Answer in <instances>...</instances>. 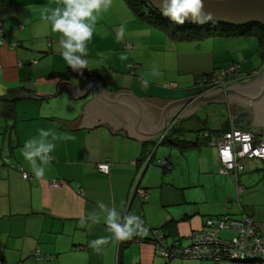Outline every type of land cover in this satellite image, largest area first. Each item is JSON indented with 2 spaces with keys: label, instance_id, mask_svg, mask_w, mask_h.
<instances>
[{
  "label": "crops",
  "instance_id": "crops-1",
  "mask_svg": "<svg viewBox=\"0 0 264 264\" xmlns=\"http://www.w3.org/2000/svg\"><path fill=\"white\" fill-rule=\"evenodd\" d=\"M63 2L0 0L3 31L0 158L7 157L14 165L0 161V261L2 264H221L194 258L166 260L156 253L148 239L150 229L163 227L169 244L186 246L191 233L201 229L207 217L223 212L239 216L243 209L238 197L234 200L230 195L229 182L213 177L214 187L210 190L201 183L165 184L143 176L159 152L158 147L164 143L181 154L199 152L203 169L208 171L212 167L219 173V156L215 155L218 150L208 144L210 138L231 128L251 129L253 106L249 110L245 104L224 98L223 102L197 106L192 114L181 117L192 103L185 104L171 118H178L172 137L195 141L199 146L181 151L168 141L161 142L162 134L149 144L126 137L124 129L112 133L106 126L78 128L83 118L82 106L93 98V93L91 88L85 96L76 98L71 84L82 89L85 79L92 76L107 91L128 89L143 98L196 96L199 91L194 83L198 77L231 63H238L240 71L251 76L237 83L254 79L264 68V49L257 37L238 35L237 31L211 30L215 32L213 35L201 38L210 41V48L198 44L187 50L182 49V41L162 35L144 41L140 39L143 29L137 28V24L144 27L146 22L138 20L123 0H111L108 10L98 15L94 35L88 43L87 69L74 71L61 55L60 34L46 19V9L60 7ZM121 27L125 30L122 39L117 36ZM148 32L151 37L155 34L151 27ZM127 43L133 48L126 49ZM12 44L18 46L12 48ZM173 52L181 56L189 52L198 59L196 63L206 64L208 60L213 66L186 72L179 66L175 68L176 75H172L176 71L170 70L168 63ZM122 56L126 59H121ZM186 74L193 75V81L188 84L183 82ZM8 109L11 115L5 114ZM258 126L253 129L264 131L263 126ZM40 129L50 130L52 135L48 140L55 144L49 161L43 165L47 169L43 178L34 174L33 165L23 156L25 143L39 138ZM209 155V159L214 156L212 165L205 159ZM256 161L249 163V169L259 168L258 162L264 168V159ZM101 162H109L108 174L98 171L96 164ZM143 168L138 186L148 193V198L144 200L135 194L130 201L132 188ZM20 169L33 178L24 179ZM51 180L61 183L53 188ZM218 189L225 195L218 194ZM241 190L238 184L236 193L240 194ZM101 203L115 206L122 216L143 218L145 227L137 231V236L144 240L126 238L119 242L105 222ZM93 213L99 222H91L89 217ZM233 235L231 231L221 232L224 238ZM36 252L40 258L34 256Z\"/></svg>",
  "mask_w": 264,
  "mask_h": 264
},
{
  "label": "water",
  "instance_id": "water-1",
  "mask_svg": "<svg viewBox=\"0 0 264 264\" xmlns=\"http://www.w3.org/2000/svg\"><path fill=\"white\" fill-rule=\"evenodd\" d=\"M145 1L163 19L176 24L162 15L160 0ZM204 9L206 12L212 13L213 16L211 21L204 24H222L234 28L259 24L264 27V0H204ZM184 24L203 25L187 20ZM62 81L65 80L60 82ZM60 82L57 86V93ZM71 87L76 98L85 96L91 88L93 93V98L82 106L83 118L78 128L82 126L93 128L95 125L106 126L112 133H118L119 129H124L126 137L149 144L156 141L160 134H167L172 128L169 126L178 120V118L172 120L171 118L185 104L192 103L181 117L192 114L197 106L199 108V106H204L212 101L223 102L224 98L228 101L234 99L245 104L247 107L249 106V110L252 109L250 106H253L255 114L253 127L257 128L258 125H261L264 128V68L249 82L234 83L225 89L220 87L205 94L177 99L143 98L136 96L128 89L107 91L103 88L100 80L92 76L85 79L82 89H75L72 84ZM169 122L170 124L167 126ZM253 127L247 130H252ZM144 168L138 177L137 184ZM133 196L130 197V201Z\"/></svg>",
  "mask_w": 264,
  "mask_h": 264
},
{
  "label": "built area",
  "instance_id": "built-area-1",
  "mask_svg": "<svg viewBox=\"0 0 264 264\" xmlns=\"http://www.w3.org/2000/svg\"><path fill=\"white\" fill-rule=\"evenodd\" d=\"M1 35H3V31L0 28ZM2 42L0 39V43ZM16 46L18 44L11 45L12 48ZM125 48L132 49L133 46L127 43ZM250 77L249 74L240 71L238 63H233L227 68L216 71L211 78L199 80L196 88L201 95L220 87L225 89L231 83L241 82ZM172 125L173 123L169 128ZM165 135L166 133L160 136V141ZM204 136L209 137V133L204 132ZM208 144L217 147L220 161L219 173L231 176L237 185L239 184L238 176L245 170L246 161L264 159V132L261 130L231 128L211 137ZM158 162L162 167H170L166 160H159ZM3 163L11 167L14 166L7 157L3 158ZM96 167L98 171L104 174H108L110 171L109 162L98 163ZM20 171L24 179L33 178L32 175L22 171V169ZM60 183V180H51L50 186L57 188ZM135 194L144 200L148 198V193L138 186L137 181L131 196ZM141 222L142 227L140 229L145 227L143 218H141ZM222 231H231L234 235L231 238H224L221 236ZM151 237V243L155 246L156 253L166 260L194 258L213 260L214 262L228 261L230 264H264V233L256 225L254 218L244 211H241L239 216L223 212L216 216L207 217L203 227L191 233L190 243L186 246L169 244L164 232L159 228L151 229ZM129 240L142 241L137 238L136 232ZM34 256L41 257L39 252L34 253ZM0 264H2L1 261Z\"/></svg>",
  "mask_w": 264,
  "mask_h": 264
},
{
  "label": "clouds",
  "instance_id": "clouds-1",
  "mask_svg": "<svg viewBox=\"0 0 264 264\" xmlns=\"http://www.w3.org/2000/svg\"><path fill=\"white\" fill-rule=\"evenodd\" d=\"M160 5L162 15L179 25L186 20L204 24L213 19L212 13L204 9V0H160ZM110 6L111 0H64L62 6L46 9V19L53 30L60 34L61 55L72 70L87 69L88 43L94 35L98 15ZM124 35L125 30L121 27L117 36L122 39ZM121 59L126 57L122 56ZM51 135L50 130L40 129L39 138L30 139L24 145L23 156L33 165L37 177L45 176L47 169L43 165L47 164L55 149V144L48 140ZM99 207L117 239L130 238L142 227L141 218L137 215L122 216L115 206L108 207L103 203ZM89 219L92 223L99 222L95 213Z\"/></svg>",
  "mask_w": 264,
  "mask_h": 264
},
{
  "label": "rangeland",
  "instance_id": "rangeland-1",
  "mask_svg": "<svg viewBox=\"0 0 264 264\" xmlns=\"http://www.w3.org/2000/svg\"><path fill=\"white\" fill-rule=\"evenodd\" d=\"M138 27L141 30L143 29L140 39L144 41H149L152 38L155 39L157 35L159 36L162 35L161 37L166 36L170 40H173V38H171L168 34V30H172L173 28H171L169 25L165 23H161L160 26H155L153 24H149L146 22L144 23V27L138 23L137 28ZM149 27L152 28V33H155L154 35L152 34V37L150 36L151 33L148 32ZM199 29L205 30V27H201ZM216 31H219V30H216ZM194 33H197V32H194ZM210 33L211 35H213L215 32L211 31ZM205 39L195 37L192 40L190 39V40L182 41L184 43L183 44L184 46L182 47V49L187 50L190 46L197 47L198 44H200L202 48H206V49L210 48L211 46L209 45L210 41L205 40ZM197 61L198 59L193 57L189 52L184 53V55L182 56L178 53L173 52L172 59L169 61L168 66H170V70L176 71V72H172L171 73L172 75H176L177 70L175 68L179 66H181V68L185 70V72L195 71L197 69L207 70V69L212 68L213 66L208 60H207L208 63L206 64H203L201 62L196 63ZM231 64H228L227 66L222 67V68H227ZM216 70H220V69H216ZM191 74L183 75V77H186L183 79L184 83L188 84L191 81H193V75ZM177 125L178 123L176 121L172 125L173 129L171 128L169 132H167L168 137L173 135L172 133L174 129L177 127ZM252 130H257V129H252ZM158 149H159V152L156 153L155 158L151 161V163H149V166L147 167V170L144 173V176H143L144 178L150 177L153 182L158 180L165 184L201 183V185H204V188L209 187L211 190V188L214 187V182H215V180H213V177H216V179L220 177L224 181L229 182V185L231 186V188L228 191L232 192L230 193V195H232L234 200H236L238 197L237 201L239 200V204L242 207L244 213L253 217L256 225L264 233V168L263 166H261L260 162H258L259 168L256 166L257 169H249V163L253 164V163H256L257 161L254 159L246 161L247 164H246L245 170L242 173H240L238 176L239 177L238 178L239 187L242 188L241 193L238 194L236 193L237 185H236L234 178L226 174H221V173L219 174L217 173V169L213 170L212 167H210L208 171H205L203 169L204 167L201 164L202 161L200 162L199 160V152L190 151V152H185L181 154V152L177 148L173 146H169V144H165V143L160 145ZM215 155L218 156L216 153ZM208 157H210V155L206 156L205 159L208 160L209 159ZM165 158L169 160L168 163L171 167L170 170H167V169L163 170L164 168L158 162V160H164ZM212 159H214V156H212ZM212 159L211 158L209 159V165H212V162H213ZM0 161L3 163V158H0ZM133 188H132V191H133ZM221 191L222 189H218V194H221V196L225 195L223 191L222 192ZM208 195L212 196L209 193ZM234 204L238 205L237 202ZM224 235L225 234L223 233V236ZM168 241L170 242V240ZM205 261L208 263H214L213 260H205ZM221 264H230V263L228 261H222Z\"/></svg>",
  "mask_w": 264,
  "mask_h": 264
},
{
  "label": "trees",
  "instance_id": "trees-1",
  "mask_svg": "<svg viewBox=\"0 0 264 264\" xmlns=\"http://www.w3.org/2000/svg\"><path fill=\"white\" fill-rule=\"evenodd\" d=\"M123 1L132 10V12H134L136 17L140 21L147 22V23L153 24L155 26H160L161 23H165V24L169 25L171 28H173L172 30H168V34L171 38H173L175 40H179V41L190 40V39L192 40L195 37L204 38V37L211 35V33H210L211 30H214V31L219 30V31H223V32L237 31L236 33L238 35H253V36L257 37L260 46L263 47V49H264V27L262 25L250 24V25H246V26H243L240 28H234V27H230V26L222 25V24H203V25L183 24V25H177V24L170 23V22L166 21L165 19H163L157 12H155L149 6V4L145 0H123ZM201 27H205V30H200L199 28H201ZM194 32H197V33H194ZM223 32H221V33H223ZM221 69H224V68H220V70ZM216 71H219V70H215L212 73L204 74V75L198 77L195 80L194 87L196 88V85H197L199 80L211 78ZM10 111L11 110L8 109V111H6L5 114L11 115ZM167 141L169 143L176 145L181 151H184V150L191 148V147L199 146L198 142L182 140L179 138H173L172 135L170 137H168V134L165 135V137L161 140V142H167ZM159 229H161L164 232L163 227H160ZM137 231H136V234H137ZM164 234H165V232H164ZM165 237H166V234H165ZM137 238H139V237L137 236ZM151 238L152 237H151V229H150V238L148 239L149 242H151ZM139 239H141L142 241L144 240L142 238H139Z\"/></svg>",
  "mask_w": 264,
  "mask_h": 264
},
{
  "label": "flooded vegetation",
  "instance_id": "flooded-vegetation-1",
  "mask_svg": "<svg viewBox=\"0 0 264 264\" xmlns=\"http://www.w3.org/2000/svg\"><path fill=\"white\" fill-rule=\"evenodd\" d=\"M234 83H235V82H234ZM234 83H231V84H234ZM236 83H237V82H236ZM231 84H230V85H231Z\"/></svg>",
  "mask_w": 264,
  "mask_h": 264
}]
</instances>
